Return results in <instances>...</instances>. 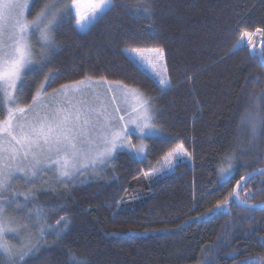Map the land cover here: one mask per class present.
Returning a JSON list of instances; mask_svg holds the SVG:
<instances>
[{
	"label": "trees",
	"instance_id": "trees-1",
	"mask_svg": "<svg viewBox=\"0 0 264 264\" xmlns=\"http://www.w3.org/2000/svg\"><path fill=\"white\" fill-rule=\"evenodd\" d=\"M113 2L84 30L74 18L62 19L54 31L58 47L43 70L28 73L26 91L34 93L45 75L57 85L85 76L120 81L155 98L159 133L147 138L142 158L120 149L98 177L36 189L27 208H43L53 229L26 264H65L68 249L88 264H240L264 256L258 239L264 238V209L231 203L226 213L203 215L242 175L264 167L241 166L264 152V66L233 47L243 32L264 29V0H151L150 18L122 6L131 0ZM45 3L52 0H32L29 16ZM150 46L164 50L171 90L162 91L127 51ZM252 122L258 124L255 136ZM180 143L193 163L178 164L134 212L118 211L132 180L153 171ZM228 152H235L238 171L225 183L218 167H227L221 157ZM261 181L264 175L246 185L256 192L253 203L264 201ZM65 215L70 223L57 237L56 221ZM237 251L242 254L230 255Z\"/></svg>",
	"mask_w": 264,
	"mask_h": 264
},
{
	"label": "snow or ice",
	"instance_id": "snow-or-ice-1",
	"mask_svg": "<svg viewBox=\"0 0 264 264\" xmlns=\"http://www.w3.org/2000/svg\"><path fill=\"white\" fill-rule=\"evenodd\" d=\"M130 7L137 12H143L148 18L152 14L151 0H131ZM28 0H0V258L4 264H26V257L37 252L45 241V233L52 232L53 226L45 222V210L35 206L32 210L18 203L21 196L25 204L31 202L29 196L35 195V190L28 193L13 190L14 179H24L28 183L39 182L46 172L53 171L56 181L67 187L74 183L85 172L104 168L111 162L114 153L124 147L142 153L144 146L131 142L134 132L141 137L155 129L154 113L155 98L146 96L137 89L124 85L123 82L107 81L105 94L111 93L106 100H101V94L92 88V80L85 76L82 80L61 85L50 94L45 92L48 76L40 84L35 94L26 91L28 73L35 63L33 55L32 36L41 45L40 58L43 60L45 50L55 49L58 43L52 35L53 30L65 17L74 18L76 24L83 29L92 20H100L106 14V9L115 7L113 0H89L87 12L81 8V0H63L59 5L45 3L32 20L25 16ZM258 35L264 39V29L257 28L255 33L247 31L241 34L240 40L233 46L251 47L255 49L252 36ZM143 53V49H133ZM162 68L156 73L157 83L162 91L171 90V80L167 75V65L164 61L162 48L152 49ZM264 57V49L260 50ZM152 63V61H149ZM106 78H100L97 83L104 84ZM50 87V85H48ZM120 95H117V91ZM125 93L136 97L135 107H122L120 100ZM31 95V103L21 106V101ZM264 96V94H262ZM124 112L121 115V112ZM264 126V121L260 122ZM134 125V129L131 127ZM252 135L258 128L256 122L249 124ZM147 130V131H146ZM190 156L183 143L178 144L165 156L166 162ZM227 167H218V175L225 182H230L235 175L234 165L237 162L235 152L225 153L221 157ZM264 162V152L254 161H244L242 167L250 168L253 163ZM264 175V168H254L246 172L236 181L235 187L203 215H219L229 210L231 203L252 209H264V201L250 204L256 195L246 189L247 183L253 177ZM264 184V181H261ZM51 189H44L49 191ZM245 191L241 197L240 192ZM264 191V189H261ZM16 206L18 211H26L28 218L34 220L32 228L37 229L35 235L39 239L33 241V233L29 225L17 223L14 217L7 215V208ZM70 223L69 218L61 216L56 221L57 237L64 234ZM16 224V227H12ZM63 225V228L60 227ZM21 232H28V237L21 238L22 246L17 248L7 243L8 233L20 237ZM260 239L264 246V238ZM65 264H88L86 256L78 255L71 249ZM239 251L230 255H241ZM240 264H264V256L246 257Z\"/></svg>",
	"mask_w": 264,
	"mask_h": 264
},
{
	"label": "rangeland",
	"instance_id": "rangeland-1",
	"mask_svg": "<svg viewBox=\"0 0 264 264\" xmlns=\"http://www.w3.org/2000/svg\"><path fill=\"white\" fill-rule=\"evenodd\" d=\"M31 2H32V0H28L29 7H28V9L25 10V16L28 20H32L36 17V15L34 17L29 16V12H30V8H31ZM62 2H63V0H52V3H55L57 5H59ZM88 3H89V0H81V8L85 12H87ZM65 18H67V17H65ZM65 18H63V19H65ZM74 21H75V19H74ZM94 21L95 20H92L91 22L87 23L83 29H81L77 24L76 25L79 27V29L84 30V29L88 28L90 26V24ZM75 23H76V21H75ZM55 29L53 30V33H52L53 36H54ZM253 33H255V32H253ZM252 39L255 42L256 51H253L251 49V47H239V48H237V50L241 49V48L245 49L246 53L249 55L251 60L256 65H259L260 60L258 58L257 49H258V46H259L260 41L262 39L258 35L252 36ZM32 45H33V55H34L35 63L31 67L33 70H36V72H37L38 70H43L45 68V65H46V63H47V61H48V59H49V57H50V55L54 49L45 50L44 59L42 60L40 58L41 45L36 42V36L35 35L32 36ZM156 48H159V47L158 46H150V47H145V48L134 47V48H128L127 51L129 52L130 56L139 65L141 64V66L144 69H146L149 72V74H151V76L157 80L156 73L161 70L162 64H161V62H159L158 58H156V54L151 51L152 49H156ZM133 49H143L145 51L143 53H136V52L132 51ZM149 61H152V63H149ZM164 61L166 62L165 55H164ZM166 65H167V62H166ZM167 75H168V69H167ZM91 80L93 82L91 85L92 88L101 94V100H106L107 96L111 95V93H108L106 95L104 92L107 81H109V80L106 79L104 84L97 83L98 81H100V79H91ZM51 81H53V80H51ZM51 81L48 80L47 84L45 85V92L47 94H50L54 89H59L61 86V85H57ZM111 82H116V81L112 80ZM68 84H71V83H68ZM48 85H50V87ZM130 88L137 89L139 92L146 95V93L143 90L139 89L138 87H130ZM113 90L117 91V95H120L118 90H116V89H113ZM35 92L33 93V91H32L33 94H35ZM117 102L121 103L122 107H127L129 109L131 107L137 106L136 105V97L130 93H125L124 96L120 100H118ZM26 103H31V97H30L29 101L25 100L24 103L21 101V106H23ZM155 108H156V106H155ZM123 114H124V112L122 111L121 115H123ZM153 123L155 124L156 127L152 132L145 134L143 137H141L140 135H138L134 132V134H132L130 137L131 142L133 144H135L137 146L142 144L144 146V150L142 153H137L133 149L128 148V147H124V148H120V149H125V150H129V151L132 150V153L137 158H142L146 154V150H147L146 140H147V138L149 136H154V135H157L159 133V128H158L157 123H156V111L154 113ZM131 127L134 129L135 126L132 125ZM120 149H118V150H120ZM187 151L190 154V156H184V157L179 158L178 160L172 159L170 163L166 162L164 159L166 154L168 153L167 152L158 161V163H157V165L153 171L141 174L137 178L133 179L131 182L130 188L124 193L121 200L118 202L117 210L118 211L134 212L137 208H139V206L146 203L153 196L154 187L162 179L172 175L175 172L178 164L184 163V162H188L190 164L193 163V156L188 149H187ZM116 152L114 153V156H115ZM112 161H113V159L111 160V162L108 165H110L112 163ZM105 168L106 167H104L102 169L97 168L95 170L85 172V174L83 176H80L74 183L80 182L81 180H85L86 178L98 177L103 172V170H105ZM71 184L72 183H70L68 185H71ZM55 185L61 186L56 181L55 173L53 171H49V172H46L44 177L39 182H37L35 184L28 183L24 179H14L13 190H15L17 192H21V193H28L30 189L36 190V189L43 187V186L51 187V186H55ZM245 194H246L245 192H244V194L240 193L241 197H244ZM18 203L25 205L26 209H28L27 208L28 204L27 203L25 204V200H24L23 196H21L19 198ZM249 203L253 204V201H249ZM28 210H30V209H28ZM7 215L9 217H14L16 219L17 223H23V224L29 225L31 232L33 233V241L38 239V236L35 235L37 229L31 227V225L33 223H35V221L30 220L28 218V214L26 211H18L16 206L13 205L12 207L7 208ZM32 221H33V223H32ZM16 226H17L16 224L12 225V227H16ZM27 237H28V232H21L20 237H17V235L15 233H8L5 237V239H6L7 243L19 248L22 246L21 238L26 239Z\"/></svg>",
	"mask_w": 264,
	"mask_h": 264
},
{
	"label": "water",
	"instance_id": "water-1",
	"mask_svg": "<svg viewBox=\"0 0 264 264\" xmlns=\"http://www.w3.org/2000/svg\"><path fill=\"white\" fill-rule=\"evenodd\" d=\"M263 45H264V39L261 40V42L258 46L257 52H258V58L260 60V63L264 66V57H262V55L260 53V50L263 49ZM262 168H264V167H262Z\"/></svg>",
	"mask_w": 264,
	"mask_h": 264
},
{
	"label": "crops",
	"instance_id": "crops-1",
	"mask_svg": "<svg viewBox=\"0 0 264 264\" xmlns=\"http://www.w3.org/2000/svg\"><path fill=\"white\" fill-rule=\"evenodd\" d=\"M140 66H141V64H140ZM142 67V66H141ZM144 69V68H143ZM144 70H146V69H144ZM147 71V70H146ZM148 72V71H147ZM149 73V72H148ZM151 75V74H150Z\"/></svg>",
	"mask_w": 264,
	"mask_h": 264
}]
</instances>
